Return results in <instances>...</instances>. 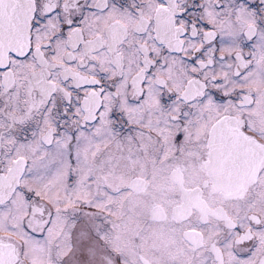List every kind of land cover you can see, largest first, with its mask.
<instances>
[{
    "label": "snow or ice",
    "instance_id": "snow-or-ice-1",
    "mask_svg": "<svg viewBox=\"0 0 264 264\" xmlns=\"http://www.w3.org/2000/svg\"><path fill=\"white\" fill-rule=\"evenodd\" d=\"M0 264H264V0H0Z\"/></svg>",
    "mask_w": 264,
    "mask_h": 264
}]
</instances>
